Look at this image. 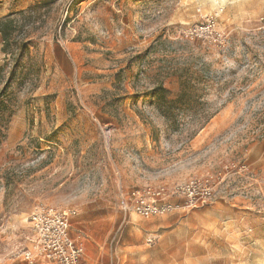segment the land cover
I'll list each match as a JSON object with an SVG mask.
<instances>
[{"label":"rangeland","instance_id":"obj_1","mask_svg":"<svg viewBox=\"0 0 264 264\" xmlns=\"http://www.w3.org/2000/svg\"><path fill=\"white\" fill-rule=\"evenodd\" d=\"M37 1L0 0V18ZM29 39L4 94L0 264H26L41 206L75 211L72 235L88 258L100 245L97 264H118L122 248V264H143L153 227L168 229L150 244L173 263L184 246L195 264H264V0H52ZM182 82L194 107L165 119L151 93L162 84L175 100ZM194 178L211 188L204 204L120 211L132 189Z\"/></svg>","mask_w":264,"mask_h":264},{"label":"built area","instance_id":"obj_2","mask_svg":"<svg viewBox=\"0 0 264 264\" xmlns=\"http://www.w3.org/2000/svg\"><path fill=\"white\" fill-rule=\"evenodd\" d=\"M212 196L211 188L198 179L171 185H144L121 194V213L143 219L163 217L179 210L204 204ZM75 211L38 207L29 216L31 237L22 253L26 264H86L83 243L71 236Z\"/></svg>","mask_w":264,"mask_h":264},{"label":"trees","instance_id":"obj_3","mask_svg":"<svg viewBox=\"0 0 264 264\" xmlns=\"http://www.w3.org/2000/svg\"><path fill=\"white\" fill-rule=\"evenodd\" d=\"M51 2L52 0H40L29 5L26 9L9 13L0 18L1 52L4 56V63L0 66V82L3 80L4 70L6 68L9 70L8 80L4 85L5 87L0 91V145L6 138L8 112L10 107V101L4 96V94L11 83L10 81L15 78L18 71L21 72L23 68H25L26 59L29 50L32 47L29 34L31 27L34 25V21L39 14V9L43 7V5L50 4ZM186 85V82H182L181 91L175 100H167L168 91L162 84L154 89L153 93H151L153 94V98L157 99L159 105L163 102L167 108L164 114H161L162 117L167 119V115H170V111L173 108L179 107L185 109L186 107L190 110L193 109V91L186 88ZM203 121L198 122L201 127L207 122V119L205 122Z\"/></svg>","mask_w":264,"mask_h":264},{"label":"crops","instance_id":"obj_4","mask_svg":"<svg viewBox=\"0 0 264 264\" xmlns=\"http://www.w3.org/2000/svg\"><path fill=\"white\" fill-rule=\"evenodd\" d=\"M132 214L128 215L131 216ZM71 226H72V220H71ZM168 229H160L157 227H153L149 229L148 238H145V243L137 245L138 248H140L137 252V260L141 261L143 259V264H175L173 263V254L166 253L164 254V251L167 250V244L160 242L159 240L155 242L153 245L152 243V235H156L158 237H162L167 234ZM71 236L72 231L70 230ZM76 238V237H74ZM85 250V259L86 264H97L98 262V255L101 254V248L100 245L97 242H94L92 245H90V257L88 258V255L86 253V248L84 246ZM125 251V248L120 249V254L117 257V253L115 254L118 264H122L121 258L122 253ZM181 254L179 255L180 258H178V262L176 264H195V260L188 257L187 249L184 248V246H181ZM145 254V255H144ZM178 256V255H177ZM132 258L129 256V259ZM88 260V261H87ZM198 262V260H196ZM38 264H48L45 261L37 262ZM204 263V262H202Z\"/></svg>","mask_w":264,"mask_h":264}]
</instances>
